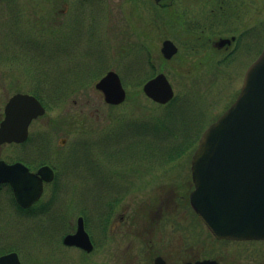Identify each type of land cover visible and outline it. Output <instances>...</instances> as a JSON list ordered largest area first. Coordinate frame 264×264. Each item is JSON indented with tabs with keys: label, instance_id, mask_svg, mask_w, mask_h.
I'll list each match as a JSON object with an SVG mask.
<instances>
[{
	"label": "flooded vegetation",
	"instance_id": "af4514ba",
	"mask_svg": "<svg viewBox=\"0 0 264 264\" xmlns=\"http://www.w3.org/2000/svg\"><path fill=\"white\" fill-rule=\"evenodd\" d=\"M2 1L11 3V6L7 4L6 9L15 10L18 6L17 0ZM107 2L111 0H61V9L55 18L57 21L54 22L60 29L57 32L58 47L52 50L54 53L57 51L55 55H58V64L54 62V65L60 70L62 79L64 77L68 79L69 76L78 77L80 73L76 71L84 69L85 65L82 59L91 58L82 52L95 51L97 35L102 33V39L107 35L110 26L109 8L106 13L103 12L104 3ZM121 2L124 9L121 11V18L130 39L119 46L118 51L122 52L119 61L129 62L126 69L130 77H139L146 82L159 73L165 75L161 70L163 61L177 60L180 68H187L185 72L193 81L206 79L209 83L228 80V83L233 81L240 83L237 94L230 99L225 108L201 127L200 131L203 132L235 101L247 69L264 48V17H261L264 8L260 7V0H121ZM20 15L19 11L10 13L9 26L11 25L12 33L15 35L17 32L20 37L32 35L29 28L28 31L23 29L25 23L19 18ZM45 21L42 24L46 27L51 24V21L47 23ZM260 38L263 42L261 46ZM166 41L171 42L175 48V52L169 58H166L162 51ZM29 42L38 44L35 39ZM100 45L97 44V48H100ZM15 47L20 48L19 45ZM26 48L27 51L33 49L27 45ZM151 52L156 54L152 56ZM132 60L139 63L142 61L137 73L131 72ZM11 62L16 64L5 65L0 62V65H4L0 66V92L8 93L10 87L13 91L11 95L6 94L5 102L0 107V125L6 117V104L18 94L34 96L45 108V112L30 120L23 133L17 128L22 126L26 119L16 120V129L13 132L15 140L0 142V164L14 166V177L26 180L30 192L34 190L35 177L41 179L42 183L40 197L29 206L22 207L15 199L12 186L1 182L0 213L3 210L1 203L5 201L17 222L41 218L44 222L63 225L66 222L65 213L59 210L56 215L53 210L56 205L55 196L63 190L62 184L55 189L51 185L58 176L64 174L65 169H73L74 164L73 158L67 156L71 149H65L66 139H61L57 143L52 140L50 120L45 117L46 107L41 100L50 94L49 73L43 65L48 66L51 62L44 60L43 65L38 59H30V62L23 60ZM36 62L37 66L34 67ZM156 63L159 65L158 69ZM16 69L21 70L20 78L8 74L14 73ZM175 100L174 95L170 103H174ZM199 118L200 116L198 118L196 116L193 119L190 131H198L201 125ZM106 159L118 164L119 167L115 165L117 168L125 169L134 164V168L138 170L133 173L137 177L133 181H127V175L123 173L125 180L122 183L117 182L115 184L117 187L107 188L98 193L97 197L95 195L93 220L101 241L105 233L108 264H195L205 260L216 264H264V240L218 239L200 219L190 202V194L194 190L191 174L192 156L189 161L181 162L184 170L185 168L189 170V179H186V187L184 185L183 188H178L172 182L174 172L171 176H164L170 182L167 181L153 189H147L151 182L148 183L142 177L146 171L145 177L151 176V179L156 180L157 178L153 177L154 169L163 170L165 163L170 167L174 166L181 156H166L163 158L164 162H161L160 158H155L157 161L151 163L157 167L143 161L141 156L112 155ZM95 164L99 163L94 161ZM76 169L80 174L83 172L80 162L77 163ZM3 170H6V167H3ZM40 170H44L43 175L39 174ZM49 170L52 171V180L45 181L43 178L50 175ZM167 173L168 171L165 174ZM50 190L54 192L52 202L44 201L51 194L48 192ZM79 218H82L85 228L86 216L79 215L75 231ZM66 235L59 239L65 249H75L82 254L100 250L99 243H96L95 237L91 234L88 235L93 249L89 253L76 246L65 245L63 239ZM122 244L125 246L117 258V248L123 246Z\"/></svg>",
	"mask_w": 264,
	"mask_h": 264
},
{
	"label": "rangeland",
	"instance_id": "374dc122",
	"mask_svg": "<svg viewBox=\"0 0 264 264\" xmlns=\"http://www.w3.org/2000/svg\"><path fill=\"white\" fill-rule=\"evenodd\" d=\"M7 4L11 6L10 2L0 0V62L5 65L16 64L11 62L14 60L30 62V59H38L41 65L45 64L44 60L51 62L48 66L43 65L49 73V81L52 84L50 91L53 93L55 91L53 89L58 87L61 96L52 104L46 105L45 117L50 120L52 140L57 143L61 139H66L65 149H71V153L68 152L67 156L73 158L74 168L65 169L64 174L58 176L51 185L55 189L62 184L63 190L55 196L56 205L53 210L56 215L59 210H63L66 215V222L63 225L44 222L41 218L29 222H17L13 211L5 201H2L0 254L16 251L21 264H108L105 233L102 235L104 238L102 243L93 220L94 200L101 191L117 187L115 185L117 182L122 183L125 180L123 173L127 175V181H133L137 178L133 173L138 170L134 168V164L125 169L117 168L118 164L111 161L116 159L106 158L112 155L123 157L132 155V157L141 156L143 161L151 163L157 161L155 158H160L161 162H164L163 158L166 156H181L174 166L170 167L165 163L163 170L154 169L153 177L157 178L156 180L151 179V176L145 177L146 171L142 177L148 183L151 182L147 185V189H153L167 183L168 180L164 176H171L174 172L172 182L178 188H183L184 185L186 187L189 170L188 168L184 170L181 162L190 160L202 133L201 127L225 108L230 99L237 94L240 83L238 81L228 83L229 80L209 83L206 79L196 82L185 72L187 68L178 66L177 60L163 61L161 70L172 85L177 101L166 107L152 103L141 91L144 81L139 77L133 78L128 75L126 69L128 61H125L126 64L119 61V56L122 54L118 51L119 46L130 39L121 18V11L124 10L121 0L104 3L103 12L106 13L108 8L110 11V26L103 39L102 33L97 35L95 51L82 52L87 53L91 58L82 59L85 63L84 69L75 70L81 75L62 79L60 70L54 65V62L58 64L59 58L55 55L57 51L54 53L52 50L58 47L57 32L60 29L54 22L57 21L55 18L61 9V0H17L18 6L15 10L6 9ZM260 7L264 8V0H260ZM11 11L21 13L19 18L25 23L22 27L25 31L30 29L32 35L22 38L16 34L17 32L15 35L12 33L11 25L9 26ZM261 17H264V12L261 13ZM44 21L45 23L51 21V24L46 27L42 24ZM112 25L114 26L111 29ZM105 26L107 28V25ZM34 39L38 44L29 42ZM97 44H101L100 48H97ZM262 44L263 42L260 46ZM15 45H19L20 48L17 49ZM26 45L33 49L27 51ZM155 54L151 52L152 56ZM131 62V72L137 73L142 61ZM158 63H156L157 69ZM110 70L121 74V81L127 93L125 102L116 107L105 104L101 94L94 88L97 80ZM8 74L20 78L21 70L16 69L14 73ZM12 93L11 87L8 93L0 92V107L5 102L6 94ZM197 112L200 114L197 115ZM196 116L197 118L200 116L201 125L198 131H190ZM94 161L99 164L94 165ZM78 162L83 166L81 174L76 169ZM151 165L157 167L152 163ZM167 171L168 173L165 174ZM52 190L48 191L51 194L48 193L44 201L52 202ZM79 215L86 216L85 229L89 235L95 237L100 250H95L91 254H82L75 249H65L59 242L65 234L75 231L76 219ZM125 244L118 246L117 258L120 257V250Z\"/></svg>",
	"mask_w": 264,
	"mask_h": 264
},
{
	"label": "water",
	"instance_id": "95a60500",
	"mask_svg": "<svg viewBox=\"0 0 264 264\" xmlns=\"http://www.w3.org/2000/svg\"><path fill=\"white\" fill-rule=\"evenodd\" d=\"M162 51L169 58L175 48L166 41ZM94 88L108 105H119L125 100L126 92L113 71L103 76ZM142 90L160 104L173 97L171 85L163 74L147 81ZM43 113L35 97L21 94L12 97L5 106L0 142L15 140L17 119H26L17 128L23 133L26 124ZM13 168L0 164V183H9L17 203L27 207L40 197L42 180L35 177L34 190L30 192L26 180L14 177ZM49 171L50 175L43 178L45 181L52 180ZM39 174L43 175L44 170ZM191 174L194 184L191 205L216 238L264 240V49L247 70L234 103L202 133L192 156ZM63 243L92 251L82 218L77 221L75 233L66 235ZM0 264H20V261L11 252L0 256ZM195 264L216 263L205 260Z\"/></svg>",
	"mask_w": 264,
	"mask_h": 264
},
{
	"label": "trees",
	"instance_id": "16d2710c",
	"mask_svg": "<svg viewBox=\"0 0 264 264\" xmlns=\"http://www.w3.org/2000/svg\"><path fill=\"white\" fill-rule=\"evenodd\" d=\"M50 85H52V84H50ZM53 90H55V91H53V93L50 91V94L47 96V97H44V98H42L41 100H42V102L45 104V105H49V104H52L54 101H56L57 100V98H59L60 99V96H61V92H59L60 91V88H58V87H55V89H53ZM171 105V104H170ZM51 106V105H50ZM169 106V105H168ZM4 253H6V252H4Z\"/></svg>",
	"mask_w": 264,
	"mask_h": 264
}]
</instances>
